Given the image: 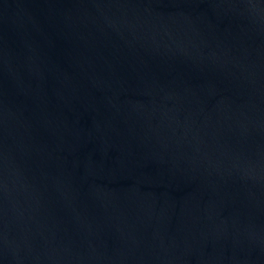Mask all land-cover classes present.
<instances>
[{"label":"water","instance_id":"1","mask_svg":"<svg viewBox=\"0 0 264 264\" xmlns=\"http://www.w3.org/2000/svg\"><path fill=\"white\" fill-rule=\"evenodd\" d=\"M0 264H264V0H0Z\"/></svg>","mask_w":264,"mask_h":264}]
</instances>
